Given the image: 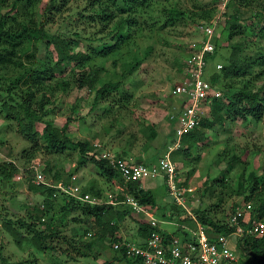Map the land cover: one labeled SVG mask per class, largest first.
Returning <instances> with one entry per match:
<instances>
[{"label": "rangeland", "instance_id": "obj_1", "mask_svg": "<svg viewBox=\"0 0 264 264\" xmlns=\"http://www.w3.org/2000/svg\"><path fill=\"white\" fill-rule=\"evenodd\" d=\"M49 1L39 0L31 9H22L17 13L18 19L37 27L44 25L49 35L71 37L75 27L84 34L95 33L94 23L88 27L85 23L88 19L80 18V15L92 14L95 9L106 7L105 0H96L94 6L92 0H67L62 4L60 12H53L54 17L46 18ZM229 2L231 0H153L150 5L138 8L132 17H136L141 26L135 28L131 42L122 46L120 52L111 57L94 56L90 62L92 67L103 66V78L124 82V89L133 97L129 104L121 109L115 106L111 113L106 114L100 103L91 111L94 94L75 87L73 73L68 72L64 80L70 82L72 89L62 92L57 84L58 80L50 83L52 89L47 93L48 105L44 120L60 129L68 123L67 135L75 142L88 140L118 156L128 155V158L136 161L143 159L148 166L154 165L152 162L155 157L156 161L160 160L174 146L175 141L169 135L177 123L172 122L171 117L179 114L181 102L173 96V88L181 83L187 60L205 39L201 27L212 28V42L217 40L221 46L220 54L209 63L207 77L208 72H213L217 65L224 64V57L231 52L228 40L230 25L223 14ZM236 2L227 11L228 15H239L238 23L247 34L249 17L263 11L264 0H249L241 5L238 0ZM171 9L183 11L185 18L169 23L166 12ZM207 15L209 17L205 18ZM253 21L254 25L259 26L256 28L258 34L248 39V47L244 51L245 55L255 58L257 53L262 52L264 55V14ZM111 29L112 26H107L105 30L96 32L94 37L102 36L100 33L105 35ZM41 52L42 47L38 50L39 54ZM116 60L117 65L114 66ZM12 75L0 72V158L14 161L22 169L39 162L44 166L49 165L53 173H57L63 180L67 179L70 185L80 184L83 188L95 189L93 195L101 201H110L118 196L121 192L120 182L104 177L89 161L80 164L79 152L71 146L59 151L48 148L42 138V123L36 125V139L22 132L17 104L9 102V96L2 90V83L12 78ZM245 84L251 91H262L264 94V62L262 66L255 65L254 74L250 78L222 80V86L227 87L226 93L229 96L243 89ZM20 92V88L14 91L16 101H19L17 95ZM80 99L84 102L78 107L77 101ZM5 101L7 108L2 109ZM74 107L78 109L74 110ZM204 110L208 112L209 108ZM9 114L12 116L9 117ZM208 117L212 119L209 114ZM222 123V126L215 124L201 130L203 139L198 142L189 158L182 152L187 146H182L171 155L177 166L182 205L177 204L171 196L164 177L146 178L142 181V186L155 194L156 206H146V209L157 219L159 231L178 238H183L185 232L193 233L198 229V226L194 227L193 221L197 210H208L211 217L227 221L228 213L225 211L233 201L242 200L233 193L242 178L247 179L250 173H264V113L261 121L232 116L223 118ZM152 125L158 131L155 140L149 139L150 133L146 131ZM133 137V147L129 148L127 140ZM97 153L99 154L98 151ZM21 174L22 177L17 176L10 185L3 184L0 180V264H128L126 260H120L109 247L98 260L79 258L77 262H71L55 252H39L27 241L19 245L5 224L12 221L23 236L27 235L28 230L19 221H28L27 206L33 207L43 202L41 196L29 191L25 173ZM49 177L51 178V174ZM215 179H221L222 183L210 188ZM215 204H220L221 208L212 210ZM59 211L57 207L47 215V221L61 228L63 233L82 236L88 227L84 223L72 221L77 217L75 214L64 215ZM145 217L143 216L144 219ZM121 232L128 239L134 238L138 242L143 240L139 234V226L131 219L122 223ZM108 245H111L110 241Z\"/></svg>", "mask_w": 264, "mask_h": 264}, {"label": "trees", "instance_id": "obj_2", "mask_svg": "<svg viewBox=\"0 0 264 264\" xmlns=\"http://www.w3.org/2000/svg\"><path fill=\"white\" fill-rule=\"evenodd\" d=\"M38 1L0 0V72H4L7 75L13 74L12 78L2 83V90L9 96V102L17 104V114L20 117L19 124L22 126L23 133L36 139L38 135L36 125L42 123V138L48 148L53 151H59L71 146L73 150L79 152L80 164L89 161L95 165L104 177L109 180L116 179L120 182L121 192L116 196L120 204L91 205L71 197L61 195L54 197L56 189L50 185L59 183L70 185L71 183L67 179L63 180L57 173H53L49 165L44 166V164L38 163L43 165V172L48 181V185L38 186L34 183L30 165L22 169L14 161L0 158L1 183L10 185L24 170V178L26 177L25 181L29 191L43 198L41 204L33 207L27 206L26 217L28 221L24 219L19 221L21 226L28 230L27 235L23 236L20 229L16 228L12 221H8L5 226L19 245L23 241H27L37 251L43 253L55 252L65 257L67 261L77 262L79 258L98 260L103 251L109 247L120 257V260H126L128 264H140L138 261L126 258L122 250L121 252L115 251L113 243L119 242L124 238L119 235V230L126 219H131L139 226V234L142 239L149 236L150 231L155 229V227L146 218L140 217V214L125 203V199L126 195H130L144 207H155L157 204L155 194L150 190H146L140 181L124 182L121 174L107 160L99 157L91 141L75 142L71 139L67 135L68 123L60 129L55 127L52 122L45 121L43 117L46 114L45 108L48 105L47 93L52 89L50 84L52 81L58 80L57 84L62 92L71 91L70 82L64 80L68 72L73 73L75 87L81 91L87 90L94 94L91 111L95 110L100 103V106H104L103 110L106 114L111 113L115 106L121 109L129 104L133 97L130 92L124 89V82L122 80L103 78V66L92 67L90 62L94 56L111 57L119 53L122 46L129 44L133 38L135 28L141 26L137 18L132 17V14L138 8L142 9V7L150 5L153 0H105L106 7L101 8L100 4L101 9H95L92 14L80 15V18L88 19V22H85L88 27H91L92 22L94 23V26H96L94 29L95 33L102 29L105 30L107 26H112V29L107 34L103 35L104 33H100L102 36L98 38L97 36L94 37L95 33L84 34L77 27L74 28L75 31L71 37L49 35L44 25L37 27L18 19V12L22 9H31ZM236 1L231 0L226 5V11L223 13L228 18L227 23L230 25L228 40L231 52L224 57L222 68L219 70L215 67L213 72H208L207 77L214 88L223 92V98L214 99L206 107L209 108V111H205L206 115L201 118V129L183 137L180 148L187 146L185 150L182 149V152H185V156L188 158L198 142L203 139V135L200 132L204 127H213L215 124L222 126L223 118H232V116H240L244 120H248L250 117L256 121H261L264 113V94L262 91L253 92L245 84L243 89L229 96L226 93L227 87L222 86L224 78L246 79L252 77L255 65L262 66L264 62L262 52L257 53L254 58L250 55H245L244 51L248 47V39L258 34L256 28L259 26L254 25L253 19L264 14V7L262 12L249 17L250 21L248 27H246L249 33L246 34L238 23L239 15H228L231 7L237 4ZM247 1L249 0H238L239 5ZM64 2L66 3L67 0H50L46 9V18L54 17L52 16L53 12H60ZM91 2L92 6H94L96 0ZM166 14L169 23L185 18V13L178 9L168 10ZM208 17L207 15L205 18ZM262 32H264V27H262ZM39 43H42L41 46H39ZM213 43L216 50L214 54L207 56L209 63L220 54L219 49L221 46L219 42L215 40ZM40 47L43 48L41 54L38 53ZM116 65L117 60L114 61V66ZM77 70H80L79 73H77ZM17 88H20L21 91L17 95L19 101H16L17 99L13 97ZM0 96L2 97L1 93ZM77 102L78 107H81V103L84 100L80 99ZM78 107H74V110L75 108L77 110ZM6 108L7 101L2 105V109ZM208 114L212 116V119L208 117ZM8 116L11 117L12 115L9 114ZM146 129L150 133L149 139H157L158 131L156 126H148ZM169 136L173 138L172 141L176 142L175 128L172 129ZM133 140L134 137L131 140H127L129 148L133 147ZM120 157L128 159V155H120ZM155 158L153 159L154 161L151 160L153 164L159 160L156 161ZM136 162L145 164L143 159H137ZM50 174L51 178L49 177ZM164 179L166 181V178ZM212 183L210 188L222 183V181L221 179H215ZM94 192L95 189L93 188H83L84 195L90 194L94 196ZM233 193L242 200L240 202L233 201L231 207L225 211L226 214L228 213L227 221H222L219 217H211L208 210H197L194 217L196 221L193 220L194 227H197L198 224L201 225L210 237H230L237 230V226L231 223L235 209L246 203L251 204L253 216L251 224L247 226L240 222L246 228V231L243 236L236 240V248L239 252L238 264H264V235L249 233L253 221L264 222V173H250L247 179L242 178V182L238 184L237 189ZM57 207L60 210L59 212L64 215L75 214L77 217H74L72 221L84 223L88 227L82 236L77 233H72V235L63 233L61 228L47 221V215L52 213ZM213 208L220 209L221 205L215 204L212 210ZM40 225H43V227ZM91 230L94 232H91ZM88 234H91V236H88ZM162 234L168 239L176 236L165 232H162ZM185 239H191L190 233L185 232ZM109 241L111 245H108ZM116 254L115 258H117Z\"/></svg>", "mask_w": 264, "mask_h": 264}, {"label": "built area", "instance_id": "obj_3", "mask_svg": "<svg viewBox=\"0 0 264 264\" xmlns=\"http://www.w3.org/2000/svg\"><path fill=\"white\" fill-rule=\"evenodd\" d=\"M201 29L205 33V39L197 51L187 60L185 76L181 83L173 88V96L181 102V109L176 117L174 115L171 117L172 121L177 123L175 127L176 142L167 154L154 165L148 166L132 159L121 158L111 151L101 149L100 144H94L95 150L99 152V157L107 160L121 174L126 183L142 182L146 178L156 179L159 176L166 178L168 190L179 205H182L183 197L178 185L177 166L171 155L173 151L181 147L183 137L201 129V118L206 115L204 109L214 99L223 98V92L214 88L206 76L209 66L207 56L214 54L216 50L211 39L214 30L205 26H202ZM221 68L222 65H217V69L220 70ZM43 168L42 164L30 167L35 185L48 183ZM21 173H25L24 170ZM21 173L18 178L22 177ZM50 186L56 189L54 197H58V195L71 197L91 205L120 204L117 197L110 201H101L90 194L84 195L80 185L59 183ZM125 203L130 205L138 214L146 216L145 218L155 227L150 231L149 236L140 242L122 238L121 241L113 243L115 251L121 252L122 250L126 258L138 261L140 264H238L239 252L236 248V240L243 236L246 231L240 222L248 226L253 219L252 206L246 203L235 209L231 223L237 226V230L230 237H210L205 228L198 224L196 231L189 232L191 239L186 240L185 235L183 238L172 236L168 239L158 230L157 219L149 214L147 207L142 206L130 195H126ZM193 220L196 221L195 218ZM249 233L264 235V222L253 221Z\"/></svg>", "mask_w": 264, "mask_h": 264}, {"label": "crops", "instance_id": "obj_4", "mask_svg": "<svg viewBox=\"0 0 264 264\" xmlns=\"http://www.w3.org/2000/svg\"><path fill=\"white\" fill-rule=\"evenodd\" d=\"M128 159H132V158H128ZM132 160L136 161L135 159H132ZM121 226H122V225H121ZM119 235L122 236V237H124V238L127 237V236H125V234H124L123 232H121V227H120V230H119ZM130 238H132V237H130ZM127 239H128V238H127ZM130 240L134 241L135 239L132 238V239H130ZM136 241H137V240H136Z\"/></svg>", "mask_w": 264, "mask_h": 264}]
</instances>
